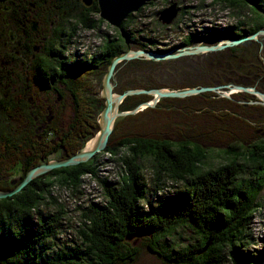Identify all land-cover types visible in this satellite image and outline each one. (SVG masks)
I'll return each instance as SVG.
<instances>
[{"label":"trees","instance_id":"obj_1","mask_svg":"<svg viewBox=\"0 0 264 264\" xmlns=\"http://www.w3.org/2000/svg\"><path fill=\"white\" fill-rule=\"evenodd\" d=\"M75 4L82 5L79 0ZM89 10L91 13L85 11V18L78 21L85 30L93 28L94 21L89 22L88 15L99 13L98 3ZM143 10L130 15L123 29H128L133 16ZM124 50L120 38L116 50L108 54V62ZM146 62L150 60L134 59L123 64H139V68ZM67 89L72 93L74 117L63 132L54 125L62 137L58 142L38 132L37 121L49 117L45 107H40L41 111L30 109L21 98L18 110L14 94L6 99L9 91L1 83L5 107L1 106L0 189L16 186L7 174L18 173L20 182L39 161L51 160L54 153L57 158L69 157L93 137L80 89ZM143 96L144 100L151 99ZM135 98L128 97L121 110L142 103ZM166 100L176 105L182 99ZM155 110L162 107H147L127 118ZM122 148L125 154L117 159L125 172L121 182L99 174L98 154L88 162L45 173L20 192L0 199V264H126L138 257L140 247L133 245L136 240H142L141 248L169 264H264V250L252 248L251 228L264 189V138L242 146L243 150L230 144L221 150L216 167L208 149L187 135L160 138L139 133L123 137L116 147L108 146L103 153L118 156ZM141 160L153 164L149 181ZM85 179L96 181L102 188L103 201L82 200L77 195L83 193ZM64 189L72 193L71 198L80 199L75 198L79 242L61 244L60 236L73 228L69 223L74 219L71 206L58 193ZM49 207L52 210H47ZM131 238L134 241H128Z\"/></svg>","mask_w":264,"mask_h":264},{"label":"rangeland","instance_id":"obj_2","mask_svg":"<svg viewBox=\"0 0 264 264\" xmlns=\"http://www.w3.org/2000/svg\"><path fill=\"white\" fill-rule=\"evenodd\" d=\"M171 2H178V4L177 3L176 4L181 5L182 10L178 12L177 17L174 19V21L171 24H163L159 20L158 13L167 6H169ZM201 4L203 5L201 6ZM211 4H212L211 0H157L154 1V4L149 2L145 5V7L143 6L144 10L142 13L139 14V16L138 15L136 17L133 16L131 25L126 30L123 29L124 28L123 26H125L126 24L125 21L129 18L130 15L137 13L142 7L138 11L131 13L123 21L121 27H116L101 17L102 22L99 26V29L96 30L98 31L97 35H93V31H91L90 29L87 30L81 29L79 32L80 34L79 37L75 38V40L71 41V39L68 38L67 41L68 49L67 48L65 49L66 53L68 54V59L60 58L61 59L60 62L64 61L68 63V68H67L68 75H66L67 79L65 83H61V84L58 83L53 86L58 91L62 92V94L64 95V99L67 100L69 104L72 99L69 97L67 88H72L74 90L75 88L80 89L81 97L83 98L81 100L84 101L86 108H88L86 110V114H89V120H90L89 127L92 130L91 135L95 136L97 134L96 132L100 128L99 118L101 116V112L106 106L107 97L105 95L106 93L103 94L102 89H104L105 85L107 84L108 69L112 60L116 56H119L120 54L124 53L128 49V47L133 50H142L146 52L153 51V52H158L159 54L162 53L159 52L158 49L161 50L168 49V51L173 50V52H177L179 50H182V48L175 46H179L178 44L184 41L186 37L188 36L193 37V35L199 29L204 30V28L206 27L209 28L211 26L221 27L223 25H228V24L230 25L237 24L235 20L231 18L227 19L228 17H225L227 11H222L220 3L216 5L213 4L211 5ZM244 11L246 13L248 12L250 13L253 11V9L248 8V9H244ZM99 13H100V9H99ZM99 13H95L96 15L93 14L94 16L88 15V18L89 17L97 18L100 15ZM249 16H253V15L251 14ZM96 24L97 23L94 22L93 28L97 27ZM80 25L81 28H83L82 22ZM248 28L250 29L249 24H248ZM126 31L129 33L130 39L126 44L124 43L125 50L111 57L110 61L108 62L109 58L107 53L110 49V45L109 42L107 41L109 40V38L112 39L114 37H117V42H118V40H120L119 33L121 32L122 36L126 37L127 36ZM205 32H208V30H205ZM256 39L257 38L248 39L246 41L238 43V45L246 44L251 41L256 42L257 41ZM224 42L225 41L221 43ZM201 44L202 42L198 43L197 45H201ZM233 46H229V47H233ZM100 48L103 49L100 51ZM233 49L239 50V48H233ZM38 53L39 52H37V54ZM249 53H251V51H249ZM39 57L41 58V55H39ZM257 59L259 58L257 57ZM141 60H150V59H141ZM194 60L196 61V64H194ZM128 61H123L120 64H117L112 75L109 77L111 94H122V93L124 94L128 90L141 91V92H136L135 94L127 95L123 99L122 103L119 105L120 112L122 111L121 105L128 97H138L135 98V100L142 101V103L137 104L134 107L135 109L136 108L139 109V111L145 110L147 109V107H152L155 109L157 107H162V110L151 111L146 115L130 118V119L127 118L128 115L117 116L115 119L113 132L110 136L111 141L109 140L110 142L108 143V146L116 147L118 142L123 137L132 136L136 134L138 135L139 133L145 134L146 136L156 135L159 136L160 138H163V136L165 137L181 136L182 133L181 130H186V133L189 134L191 133L190 127L185 126L182 122H187L193 119L194 123L199 122L200 124V127L198 129L199 138H200L199 140L203 142L201 144H203L208 149L209 154L214 159L213 160L215 164L214 167H216L219 164V157L221 150L227 148L230 144L232 145L237 144L239 146L240 145L239 143H242L244 146L245 141L247 142V144H252L255 143L257 140H260L261 137L264 138V132H260L262 128L264 129V121H262L263 119L260 118V112L255 113L253 109L249 108L246 114H242L239 113L237 110H235V108H233L235 107V103L232 102H236V98L231 97L233 96L232 94L230 95L231 89L225 90L224 88H222L219 89L218 91H205L195 95L186 96L185 98H182L184 99V101L178 102V106L170 105V103H167V105L164 107H163V102L161 101L163 100V97L162 96L159 97L157 92L156 93L150 92V90L153 89L156 90L180 89L179 88L180 86H187L189 88L191 86L192 87L204 86L206 82L207 85L210 84L208 81H211L210 79L213 78L209 77L210 76L209 71L211 67L207 61L196 59L193 58L192 56L183 55V57L179 56L175 59H170V60L169 59L163 60V58L162 59L158 58L156 60L152 59L150 60V62L141 64L142 67L139 68H137L139 64L133 66H129L128 64H123ZM93 63H97L99 67L97 69H93L90 66V64ZM256 63L257 62H254L253 66H249L250 68H247L249 72L251 71L253 76L256 75L257 72L261 71V70L258 71L260 67H264V60H262L258 64L259 68H257V70H256ZM134 66L136 68H134ZM194 68L198 69L199 71L198 74H197L198 71H195ZM186 74L188 76H186ZM189 77H191L190 79L192 78L193 79L189 81ZM46 85H50V84H46ZM43 86L44 85L41 84V88L38 89L37 91L38 100L34 101L39 111H41L40 107H45L46 104L51 105V103L53 102L52 100L46 101L45 105L44 103L41 102L43 98H46L47 94L52 98H55V95L52 94V91L54 90L43 89L42 88ZM250 88L252 89V91H248L249 94H257L264 99V96H262V94H260L259 91L254 89V87H250ZM28 90L29 91L32 90V93L35 91L33 84L28 85ZM11 92L14 94V97L16 99L15 100L16 108L18 110H21L19 104L20 98L18 94L15 95L13 91ZM215 93L226 94L224 98L225 101L222 102L217 101L222 95L219 94L215 95ZM108 94L109 93H107V95ZM143 95L151 96V99L148 101L146 100L144 101L145 97ZM237 96H242V95L239 94ZM248 97H251V95H248ZM25 99L26 100L24 101L27 102L28 107H31L33 105L32 103L33 99L29 93L26 95ZM64 99H62V101ZM160 101L162 102V104L160 103ZM212 101H214V103H212ZM146 102H149L150 105H147ZM252 103H257V102L253 101ZM252 103L250 102L247 104H252ZM1 106L4 108L5 104H1ZM28 111H30L29 108ZM53 111L55 113V109H53ZM124 111H130V110H124ZM1 113L2 110L0 107V125H1V121L3 120V118H1ZM56 113L61 114V110H56ZM137 113H134L132 115H135ZM221 113L227 115L229 114L232 115V117L233 116L236 117V118L233 117L231 119L236 123L242 122L241 120L243 119L246 120L245 118H247L249 121L248 120L246 121L252 123L253 125H249V124L245 125V127L243 128L242 131H240V133L238 131L237 132L228 131V129H226L227 127H225L224 129L220 128L216 130H213V128H211V134H209L205 130L206 121L204 119H208L210 116L213 118L220 117L222 115ZM66 114L68 116L70 113H66L64 111L60 116H57L55 114L56 118H54V120L55 121L57 120L56 123H58V121L60 120H63L64 122ZM234 114H240L242 115V118ZM214 123H215V119H214ZM230 123L231 125L233 124L232 122ZM56 127L61 128V126L58 125H56ZM257 129H261V130L258 132ZM45 134L48 136L49 140H51L52 134H50V131L49 130L46 131ZM238 149L243 150L242 147ZM104 151L98 153L100 155L99 174H101V176H108L110 180L113 182H121L122 176L123 174H125V172L120 161H118L117 159L119 156L125 154L126 149L122 148L118 156H113L110 153H103ZM246 151L248 153L249 150L247 149ZM53 155L55 157H52L51 155L50 157L48 156L49 159H57L58 154L54 153ZM59 156L61 157V155ZM42 162H44V160L39 161V163ZM140 164L142 166L145 177L148 179L146 180L149 181L153 177L152 162L150 160H141ZM17 174L14 173L7 174L8 179L14 181L13 185H17L19 183L18 182L19 175ZM168 184H171V182H169ZM150 187L153 188L152 185H150ZM169 187L170 185L166 189L168 190ZM82 188L84 189L83 193L77 194L83 197L82 200L88 199L89 201L93 200L95 202H101L104 200L103 190L97 184L96 181L85 179V183L82 186ZM152 192H154V188L152 189ZM58 193H61L62 199L65 200L71 206L70 207L72 209L71 215L74 217V219H71L70 220L71 222L69 223L71 226H73V228H70L68 232L63 233L61 235L62 237L60 236V240L62 241L61 244L66 243V241L72 243L73 240L79 242L80 238L78 237V233L76 230L78 226L75 227V225H78L79 212L75 209V206L77 205L75 202V198L78 199V201L80 199L77 198V196L71 198V196H73L72 193L68 192L66 189L60 190L58 191ZM161 193L163 194V191H161ZM258 202H260L261 206L258 207V210L253 215V223L251 227L253 232L252 233L253 242L255 244L253 245L252 248L254 250L261 251L264 250V189L261 193V197L258 199ZM47 210H52V208L49 207L47 208ZM128 241L132 242L134 241V238L128 239ZM141 241L142 240L140 241L136 240L133 243L134 246L140 247L136 261L129 262L126 264H169L163 262V260L159 259L153 252L149 251L148 249L141 248L142 246Z\"/></svg>","mask_w":264,"mask_h":264},{"label":"flooded vegetation","instance_id":"obj_3","mask_svg":"<svg viewBox=\"0 0 264 264\" xmlns=\"http://www.w3.org/2000/svg\"><path fill=\"white\" fill-rule=\"evenodd\" d=\"M75 1L78 0H0V85L2 83L9 91L5 96L6 99L11 98V91L16 95L18 94L20 99L22 97L25 99L26 95L29 93L33 99V105L30 107V109H32L37 107L34 101L38 100L37 91L41 88V84L46 85L50 83L51 86H47V90H54L52 91V94L55 95V98H52L48 94L46 95V98H43L44 105L46 101H53L51 105L46 104L44 108L49 117L45 121L39 119L36 125L39 127L38 132L45 133L49 130L50 134H52V141L56 140L58 142L62 140V137L56 133V125L61 126L62 132L65 129L70 128L74 117L75 105L73 100H71L69 104L67 100L64 99L62 92L58 91L53 85L65 83L67 79L66 75H68V63L60 61L62 58L68 59V54L65 50L66 48L68 49V38L72 41L79 37V32L83 29L81 28V23H78L79 19L81 18L83 20L85 11L91 13L89 7L84 6L81 0L79 1L82 5H76ZM211 2L213 5L220 3L222 11H227L225 17H228L227 19L231 18L235 20L237 24H228L221 27L211 26L209 28H204V30L199 29L193 37H186L184 41L178 44L179 46L175 47H181L182 49L183 47H196L198 46L197 44L201 42V45H217L223 41L240 39L264 29V12L261 14V12L259 13L258 8L256 9V5H261L264 10V0H211ZM174 3L178 4V2H171V4H169L172 5ZM202 5L203 4H201V6ZM93 6L94 3L90 7ZM177 7L180 12L182 6L177 5ZM248 8L253 9L252 12H248L249 14L244 11V9ZM254 9H256L257 12H255ZM80 10L84 11L81 13ZM251 14L253 16H249ZM91 20L97 23V27L90 30L93 31V35H97L98 31L96 30L99 29L102 22L101 15L97 18L89 17V22H91ZM248 24L250 29L248 28ZM205 30H208V32H205ZM120 38L126 44L130 39L129 33H127L126 37H123L120 32ZM256 40V42L251 41L246 44H237L233 47L228 46L222 49L187 56L207 61L210 65L211 69L209 71V77L213 79L208 81L210 83L208 85L206 82L204 85L205 87L219 86L221 89H231L230 95H233L231 97L236 98L235 107H233L235 110L239 113L246 114L249 108L253 109L255 113L260 112V118L264 121V99L257 94H249L248 91L238 90L234 87H254V89L264 96V67H260L258 71H261L257 72L254 76L251 71L249 72L247 70V68H250L249 66H253L254 62H257V70V68H259L258 64L264 60V34L261 33ZM108 42L110 49L107 55L116 50L117 37L112 39L109 38ZM233 48H239V50ZM102 49L103 48H100V51ZM164 51L167 52L168 49L163 50V52ZM249 51H251V53H249ZM37 52L39 53L37 54ZM39 55H41V58ZM257 57L259 59H257ZM194 64H196L195 60ZM90 66L93 69L99 67L97 63L90 64ZM194 70L198 71V69L195 68ZM198 73L199 71L197 74ZM186 76L188 75L186 74ZM190 78L191 77H189V81L193 79ZM29 84H33L34 86L35 91L33 93L32 90H28ZM179 88L186 89L188 87L180 86ZM189 88L194 87L191 86ZM249 91H252V89ZM68 93L69 97L72 99L71 91L68 90ZM216 94L219 93H215V95ZM239 94L242 96H237ZM219 95L222 96L217 101H225L223 98H225L226 94ZM248 95H251V97H248ZM62 99L64 100L62 101ZM251 100L256 101L257 103H252L253 101ZM180 101H184V99ZM178 102L179 101L176 102L177 106ZM250 102L252 104H247ZM167 103L168 101L166 98H163V107L166 106ZM212 103H214V101H212ZM1 104H3V100H1L0 93V107ZM53 109H55V113ZM56 110H61V114L64 111L70 114L68 116L67 114L65 115L64 122L63 120H60L56 123L54 118H56V115H61L56 113ZM234 115L242 118V115L240 114ZM35 117L38 119L37 116ZM233 117L229 114H222L220 117L215 118L210 116L208 119H204L206 121L205 130L211 134V128L216 130L227 127L226 129H228V131H238L240 133L245 125H253L248 122L249 120L247 118L245 119L248 121L243 119L241 120L242 122L236 123L231 120ZM230 122L233 124L231 125ZM182 123L185 126L190 127L191 133L187 134L186 130H181L182 133L179 137L187 135L193 139L195 138L197 143H200V145L205 147L201 144L203 142L199 140V122L194 123V120L191 119ZM260 130L261 129H257L258 132ZM260 132H264V129L262 128ZM163 138L168 137L163 136ZM246 144L247 142L245 141L244 146H246ZM239 146L242 147L243 144Z\"/></svg>","mask_w":264,"mask_h":264},{"label":"water","instance_id":"obj_4","mask_svg":"<svg viewBox=\"0 0 264 264\" xmlns=\"http://www.w3.org/2000/svg\"><path fill=\"white\" fill-rule=\"evenodd\" d=\"M95 0H81L84 6L90 7ZM157 0H97L100 15L103 19L110 22L112 25L116 27H121L123 21L131 14L138 11L141 7L145 6L149 2H154ZM256 8L263 13L264 10L260 5H256ZM178 7L177 4L174 3L158 13L159 20L163 24H171L174 19L178 15ZM261 33H264V30H260L255 34L245 36L240 39H233L227 40L224 43H219L217 45H198L196 47H185L182 50L177 52L167 51L158 52L153 51H142V50H133L128 47V49L116 56L111 64L109 65L108 74H107V84L105 88L102 89L103 94L106 95L107 101L106 106L101 112V116L99 118L100 121V128L99 131L95 136H93L86 144L75 154L64 157V158H57L51 159L49 161H44L39 165L32 167L26 175L22 178V180L11 190H3L0 189V199L7 198L13 196L14 194L20 192L23 188H25L32 180L36 179L37 177L48 173L56 168L60 167H67V166H74L80 163L88 162L91 159L97 157L98 153L104 151L108 147V139L111 136V133L114 128L115 119L117 116H126L132 115L134 113L139 112V109H133L130 111H121L119 110V105L122 103L123 99L127 95L135 94L136 92L141 91H133L128 90L124 94H111V88L109 85V77L112 75L115 67L117 64H120L123 61L134 60V59H175L179 56L183 55H194L201 52H208L213 51L216 49H222L228 46L237 45L240 42L246 41L248 39L257 38V36ZM160 52V51H159ZM238 90L249 91L251 90L250 87H243V86H234ZM110 88V89H108ZM108 89V91H107ZM221 89L219 86H201V87H194V88H186V89H153L150 90L151 93L158 94L159 97L163 98H185L186 96L195 95L205 91H218ZM107 91V92H106ZM107 93H109L107 95ZM150 93V94H151ZM147 105H150L149 102H146ZM88 143H91L88 145ZM207 248V247H206ZM205 248V249H206Z\"/></svg>","mask_w":264,"mask_h":264},{"label":"bare ground","instance_id":"obj_5","mask_svg":"<svg viewBox=\"0 0 264 264\" xmlns=\"http://www.w3.org/2000/svg\"><path fill=\"white\" fill-rule=\"evenodd\" d=\"M95 2H97V0H95L93 3H95ZM98 3V2H97ZM99 6V5H98ZM237 29V28H236ZM16 95V94H15ZM66 95V94H65ZM244 95V94H243ZM211 97V96H210ZM224 99V98H223ZM232 103H235V102H232ZM239 108V107H238ZM221 112V111H220ZM224 112V111H223ZM212 113V112H211ZM222 114V113H221ZM80 120V119H79ZM57 121V120H56ZM15 127V126H14ZM99 131V130H98ZM97 131V132H98ZM113 132V131H112ZM112 134V133H111ZM110 138V137H109ZM122 140V139H121ZM108 141H109V139H108ZM91 143H88V145H90ZM43 145V144H42ZM78 145V144H77ZM36 179H38V178H36ZM47 206V205H46Z\"/></svg>","mask_w":264,"mask_h":264}]
</instances>
